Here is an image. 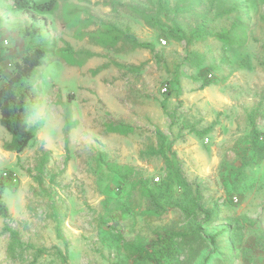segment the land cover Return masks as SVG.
<instances>
[{
  "label": "rangeland",
  "instance_id": "1",
  "mask_svg": "<svg viewBox=\"0 0 264 264\" xmlns=\"http://www.w3.org/2000/svg\"><path fill=\"white\" fill-rule=\"evenodd\" d=\"M14 2L0 0V68L9 76L23 58L33 21L50 50L26 85L34 141L5 150L0 123L12 216H0V264H120L123 239L181 224L176 206L150 205L168 182L150 151L158 132L190 184L169 187L170 199L198 189L218 208L207 233L228 228L208 264H264V0H57L38 14ZM209 246L182 264H203Z\"/></svg>",
  "mask_w": 264,
  "mask_h": 264
},
{
  "label": "trees",
  "instance_id": "2",
  "mask_svg": "<svg viewBox=\"0 0 264 264\" xmlns=\"http://www.w3.org/2000/svg\"><path fill=\"white\" fill-rule=\"evenodd\" d=\"M14 1L16 10L31 11L34 14L50 11L54 9L57 3V0H47L41 3L32 0ZM1 22L2 19L0 18V24ZM25 34L30 37V42L23 58L12 68V73L7 76L4 70L0 68V79L2 80L0 86V123L12 136L11 140L6 142L3 147L7 151L17 153L23 152L36 137L27 120L28 113L35 104V98L33 95H29V89L26 85L50 50V41L46 38L43 26H39L33 21L25 29ZM158 136L160 141L158 147H152L150 151L153 155L163 157L168 182L166 179L163 181L161 185L164 189L162 191L158 189L149 191L150 205L157 214H163L166 205L176 206L184 215V220L174 228L158 226L153 231L152 236L147 238L123 239L121 246L125 253V259H121L120 264H182L195 262L202 255L204 248L210 244L214 250L209 251L203 259V264H208L211 259L223 254L224 248H218L219 243L216 239L227 232L228 228L227 230L222 228L215 234L207 233L206 228L212 226L216 220L218 208L216 206L213 209H207L201 202L198 189L195 191V196H190L182 202L177 199H170L169 187L190 188V184L186 182L180 171L176 154L172 149V143L169 142L164 133L158 132ZM261 143L264 146V139ZM0 216L6 221H10L12 218L8 206L1 197ZM3 229L14 238L19 236L18 232L8 223L5 224ZM180 245L182 250L187 249L190 252L186 257L188 262L184 260L180 263L177 258L178 253H180ZM233 248L236 249L237 247Z\"/></svg>",
  "mask_w": 264,
  "mask_h": 264
},
{
  "label": "built area",
  "instance_id": "3",
  "mask_svg": "<svg viewBox=\"0 0 264 264\" xmlns=\"http://www.w3.org/2000/svg\"><path fill=\"white\" fill-rule=\"evenodd\" d=\"M164 43H165V41H163ZM3 44L5 45V46H8L9 45V41L8 40H4L3 41ZM8 67L9 68H12V64L10 63L9 65H8ZM2 85V80L0 79V86ZM235 200L237 201V199L235 198Z\"/></svg>",
  "mask_w": 264,
  "mask_h": 264
},
{
  "label": "crops",
  "instance_id": "4",
  "mask_svg": "<svg viewBox=\"0 0 264 264\" xmlns=\"http://www.w3.org/2000/svg\"><path fill=\"white\" fill-rule=\"evenodd\" d=\"M261 129L264 130V125L261 126ZM263 132V131H262ZM262 145V143H261ZM263 157H264V150H263V153H262Z\"/></svg>",
  "mask_w": 264,
  "mask_h": 264
}]
</instances>
